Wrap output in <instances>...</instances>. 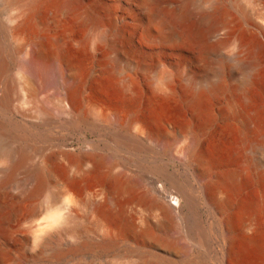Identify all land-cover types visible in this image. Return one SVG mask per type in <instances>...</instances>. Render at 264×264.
Segmentation results:
<instances>
[{"label": "bare ground", "instance_id": "bare-ground-1", "mask_svg": "<svg viewBox=\"0 0 264 264\" xmlns=\"http://www.w3.org/2000/svg\"><path fill=\"white\" fill-rule=\"evenodd\" d=\"M215 122L238 141L223 156L201 147ZM163 128L209 204H232L221 186L244 195L239 229L264 264V0H0V264H92L129 232L171 249L154 237L176 213L162 169L140 160ZM54 129L98 139L71 148Z\"/></svg>", "mask_w": 264, "mask_h": 264}, {"label": "rangeland", "instance_id": "rangeland-1", "mask_svg": "<svg viewBox=\"0 0 264 264\" xmlns=\"http://www.w3.org/2000/svg\"><path fill=\"white\" fill-rule=\"evenodd\" d=\"M250 8L253 7L250 6ZM248 31V36L259 38L256 33H252L251 29ZM230 46L220 48V50L222 49L221 53L227 54L231 50ZM177 107L170 109V114L167 113L163 116L172 122L174 120L173 123H178L176 126H180L188 121L189 115L184 109ZM195 122L198 124L199 120ZM163 129L158 140L146 138L145 135L142 136L145 149L140 154V160L144 166H147L148 175L154 176L152 170L154 166L162 169L163 173L159 174L160 178L157 184L159 196L163 203L169 202L176 213L172 214V218L168 220V226L155 232L154 237L160 242L169 243L171 249L162 246L154 247L148 238H140L129 232L125 236H123L124 234L121 235L122 238H119V243L113 249L94 250L88 253L89 261L92 264H257V253L246 244L239 229L241 216L238 201L244 195L239 196V192L221 186L217 190V196L223 198L227 194L230 195L232 204L223 210H218L214 205L209 204L204 195L209 194L211 189L205 188V182L200 179V165L193 160L190 166L186 167L181 162L182 156L179 154L183 143H176L175 145L168 143L166 128ZM38 130L41 133L44 132L43 128H38ZM46 132L51 135L52 143H62L67 138L71 148L81 145L87 146V143L98 139V135L84 131L54 129L51 132ZM233 132L236 134L233 126L215 122L205 130L204 140L201 143L202 149L217 156L225 155L230 144L238 142H234L236 135L234 136ZM248 144L245 143L243 147ZM177 185L187 188L189 195L185 199L178 193ZM179 207L181 212L178 211ZM220 216L233 220L234 224H232L231 229L225 230L220 226ZM193 219L197 220L201 230H204L205 233L204 231L198 233L192 229ZM149 250L162 257V262L148 254L147 251Z\"/></svg>", "mask_w": 264, "mask_h": 264}]
</instances>
